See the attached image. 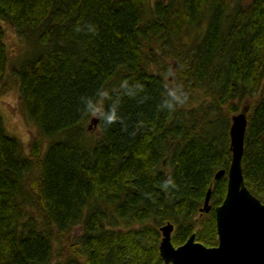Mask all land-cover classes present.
<instances>
[{
	"label": "trees",
	"instance_id": "obj_1",
	"mask_svg": "<svg viewBox=\"0 0 264 264\" xmlns=\"http://www.w3.org/2000/svg\"><path fill=\"white\" fill-rule=\"evenodd\" d=\"M0 21L27 47L9 63L0 25V82L35 127L24 149L0 118V264H163L166 221L173 245L216 244L244 105L243 182L264 201V0H0Z\"/></svg>",
	"mask_w": 264,
	"mask_h": 264
},
{
	"label": "water",
	"instance_id": "obj_2",
	"mask_svg": "<svg viewBox=\"0 0 264 264\" xmlns=\"http://www.w3.org/2000/svg\"><path fill=\"white\" fill-rule=\"evenodd\" d=\"M246 107L230 116L228 149L230 159L226 170L215 171L213 178L225 175V191L213 207L216 244L206 246L194 234L173 245V225L166 221L159 226L157 245L163 264H264V201L261 202L245 187L241 172ZM92 121V119H90ZM207 188L199 212L209 210Z\"/></svg>",
	"mask_w": 264,
	"mask_h": 264
},
{
	"label": "rangeland",
	"instance_id": "obj_3",
	"mask_svg": "<svg viewBox=\"0 0 264 264\" xmlns=\"http://www.w3.org/2000/svg\"><path fill=\"white\" fill-rule=\"evenodd\" d=\"M0 25L4 31L3 41L5 43L7 60L9 63H15L26 47L25 41L9 24L0 21ZM99 102L100 100L95 104V109L99 107ZM244 106L247 109L248 106ZM94 116L95 114H91L83 123L85 139L87 142L97 139L100 135L97 124H93V121L90 120V118H94ZM0 118L6 131L15 135L21 141V144L25 149L34 133L35 127L20 108L19 97L16 90V80L7 72L5 73L3 80L0 82ZM77 230V227H75L70 233H76ZM160 236L159 231V239ZM60 243L61 244H57L55 241L53 243L54 254L52 262L61 259L64 255L63 249L66 247V243L65 241Z\"/></svg>",
	"mask_w": 264,
	"mask_h": 264
},
{
	"label": "clouds",
	"instance_id": "obj_4",
	"mask_svg": "<svg viewBox=\"0 0 264 264\" xmlns=\"http://www.w3.org/2000/svg\"><path fill=\"white\" fill-rule=\"evenodd\" d=\"M114 119H115L114 116H109L108 117L109 122H112ZM169 183H170V181H169ZM165 187H167V184H165Z\"/></svg>",
	"mask_w": 264,
	"mask_h": 264
}]
</instances>
